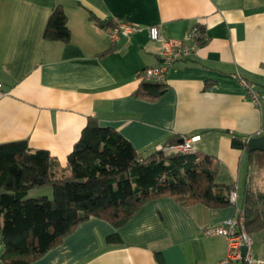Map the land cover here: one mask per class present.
Returning <instances> with one entry per match:
<instances>
[{
    "label": "crops",
    "instance_id": "0c3cea01",
    "mask_svg": "<svg viewBox=\"0 0 264 264\" xmlns=\"http://www.w3.org/2000/svg\"><path fill=\"white\" fill-rule=\"evenodd\" d=\"M56 5L67 17L66 42L43 37ZM94 18L141 29L110 43ZM155 24L175 40L198 24L204 38L168 69L161 94L144 97L136 93L137 73L160 63L147 30ZM241 78L264 93V0H0V143L26 140L32 150H47L58 170L94 116L138 152L197 135L196 150L215 157L239 197L247 178L262 190L264 168L249 166L228 134H264V102L252 103ZM235 215L236 204L182 206L163 196L117 228L94 216L81 221L29 264H218L226 240L204 230ZM114 232L119 240L108 242ZM2 253L0 222L5 264ZM254 253L264 258V229L262 251Z\"/></svg>",
    "mask_w": 264,
    "mask_h": 264
},
{
    "label": "trees",
    "instance_id": "16d2710c",
    "mask_svg": "<svg viewBox=\"0 0 264 264\" xmlns=\"http://www.w3.org/2000/svg\"><path fill=\"white\" fill-rule=\"evenodd\" d=\"M94 20L101 28L111 24ZM43 37L69 40L67 17L60 5L52 8ZM164 89V81L143 80L136 93L155 97ZM228 134L231 146L245 151L249 166L264 168V152L249 150L246 136ZM58 166L47 150H32L26 140L0 143L1 259L5 264H29L91 216L117 228L148 200L172 196L182 206L201 203L216 208L232 204L229 193L236 188L214 156L200 150L138 152L118 130L99 124L94 116L87 118L65 169ZM40 186L52 187L51 199L27 197L30 189ZM236 207L246 232L264 229V191L254 189L248 178ZM118 240L115 232L107 237L108 242Z\"/></svg>",
    "mask_w": 264,
    "mask_h": 264
},
{
    "label": "built area",
    "instance_id": "2783aa9c",
    "mask_svg": "<svg viewBox=\"0 0 264 264\" xmlns=\"http://www.w3.org/2000/svg\"><path fill=\"white\" fill-rule=\"evenodd\" d=\"M140 29L141 27L138 25L123 19H116L105 28L110 43L116 42L121 37H128ZM147 30L149 38L158 45L156 54L160 58V63L156 66L140 69L137 73L140 81H164L168 69L193 55L204 38L203 30L198 24L192 25L186 31L183 40L166 37L158 24L148 26ZM240 81L252 103L256 106H261L262 102H264V93L259 91L254 83L243 78ZM2 86V82L0 81V89ZM197 138V135L183 137L181 143L165 147L160 146L158 148H162L167 152L194 153L197 151L194 146V141ZM237 199L238 191L235 188L230 191L229 200L235 205ZM238 214L239 210L236 207V215L234 217L226 219L218 225L208 226L204 230V233L207 235H220L226 240V256L218 264H233L238 261H243L246 264H264V258L253 255L251 251V235L245 231L243 216ZM243 247L246 249L244 253H242Z\"/></svg>",
    "mask_w": 264,
    "mask_h": 264
},
{
    "label": "rangeland",
    "instance_id": "374dc122",
    "mask_svg": "<svg viewBox=\"0 0 264 264\" xmlns=\"http://www.w3.org/2000/svg\"><path fill=\"white\" fill-rule=\"evenodd\" d=\"M255 182L256 181H253L254 187L258 188V185ZM263 189H264V180H262V191H263ZM42 195H45L49 199H51L52 198V187L51 186L34 187V188L29 190L27 197H38V196H42ZM252 237L254 240L252 247H251L252 252L258 253V250L262 251V231L259 234L253 233ZM260 255L262 256V254H260Z\"/></svg>",
    "mask_w": 264,
    "mask_h": 264
},
{
    "label": "water",
    "instance_id": "95a60500",
    "mask_svg": "<svg viewBox=\"0 0 264 264\" xmlns=\"http://www.w3.org/2000/svg\"><path fill=\"white\" fill-rule=\"evenodd\" d=\"M182 139L178 141L181 143ZM246 146L249 150H258L264 152V134L251 136L247 138ZM245 247L242 248V253L245 252Z\"/></svg>",
    "mask_w": 264,
    "mask_h": 264
}]
</instances>
